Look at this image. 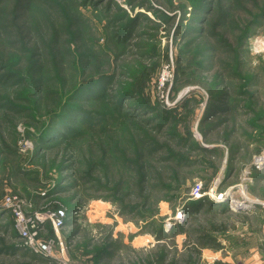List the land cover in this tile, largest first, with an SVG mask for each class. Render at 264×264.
Masks as SVG:
<instances>
[{
    "label": "rangeland",
    "instance_id": "rangeland-1",
    "mask_svg": "<svg viewBox=\"0 0 264 264\" xmlns=\"http://www.w3.org/2000/svg\"><path fill=\"white\" fill-rule=\"evenodd\" d=\"M94 1L36 0L23 19L26 41L13 40V46H9L2 37L0 58L18 70L21 78L12 87H0V98L22 95L17 104L25 111H0V204L4 197L14 195L33 202L37 209H66L70 221L61 231L65 251L63 254L57 248L55 256L71 264H139L158 251H167L169 260L181 264V235L192 227L194 219L199 221L196 227L204 219L216 218L217 222L232 225L248 217L250 209L232 210L228 201L217 202L220 194L233 195V202L245 198L259 204L254 206L261 210L255 227L261 223L263 246L264 19L257 18L264 12V0H232L230 19L220 21L223 25L215 29L209 28L218 37L206 42L205 34L199 38L186 35L190 5L196 0ZM84 3L86 7L81 6ZM76 7L82 15L73 13ZM120 11L133 17L142 14L138 36L131 39L135 42L131 47L117 46L110 40ZM209 29L207 25L206 33ZM247 33H252L249 38ZM53 36L59 39L54 48L56 63H51L49 55ZM218 40L226 43V48L221 49ZM78 45L82 53L96 58L77 60L81 54L77 53ZM211 47L216 51L206 57ZM42 48L48 54L45 61L39 63L37 71H30V53L33 49L41 53ZM111 56L118 59L114 71H110L112 67L107 70ZM74 62L91 75L114 72L119 91L131 89L139 76V80L144 79L141 92L145 100L161 108L171 110L187 98H194L195 102L190 103L195 108L190 144L197 148L175 147V141L166 134L168 124L160 135H155L150 127L142 129L144 126L132 122L137 130L160 144L152 156H148V150L136 153L139 145L130 143L132 126L128 123L120 129V121L112 118L110 107L102 102L88 107L97 115H105L106 121H94V126L70 145L67 154L56 160L55 151L37 158L38 145L33 136H39L46 126L39 120L56 109L59 96H68L70 80L83 77L76 75ZM58 63L62 64L60 71L53 66ZM187 63L191 67L185 76L192 77L185 79L190 80L189 84H183L181 70ZM0 74L8 79L5 73ZM91 75L85 77L89 79ZM101 88L95 89V95ZM114 89L109 90V96H114ZM132 97L133 102L123 105L125 109L128 103H141L139 95L134 93ZM217 102L223 110H216ZM143 116L151 115L144 112ZM82 121H86L83 116L78 127L85 126ZM63 157L71 170L61 173L58 165ZM198 187L202 192L198 199L208 198L219 204L218 210L223 212L225 208L226 212L205 216L207 208L212 207L208 203L190 208L189 202L198 200L194 192ZM11 218L0 221V264L57 261L38 255L45 258L43 263L32 262L33 253L12 230ZM103 249L109 255L100 261L98 255Z\"/></svg>",
    "mask_w": 264,
    "mask_h": 264
},
{
    "label": "trees",
    "instance_id": "trees-1",
    "mask_svg": "<svg viewBox=\"0 0 264 264\" xmlns=\"http://www.w3.org/2000/svg\"><path fill=\"white\" fill-rule=\"evenodd\" d=\"M36 0H0V46L3 45L2 37H5V40L9 44V46H13L10 41H16L17 40H25L26 39L23 37V34L25 31L23 30L24 25H23V19L25 16L28 14L29 8H31ZM95 2L94 0H91ZM113 1V0H112ZM231 1L232 0H196L195 2L191 3V16L189 20V26H187V36H192L195 35L196 37H200L201 35L205 34V42L208 41L209 39L211 40L216 39L218 36L215 34H211L209 28L215 29L218 25H223L220 21L226 23L230 19V11H231ZM111 0H103L102 3H110ZM90 3V2H89ZM81 6L86 7V4H81ZM97 8L100 7V4L96 5ZM106 6H104L105 8ZM79 8V6H78ZM104 8L101 11H103ZM184 10V9H182ZM187 10V9H185ZM66 13V12H64ZM73 13H77L78 15H82V12L77 9H73ZM128 13L122 14V12H118V15L116 14L115 17V22L112 25V30H113V36L110 39L112 43H114L117 46L125 45L128 47H131L133 43L131 42V39L137 38L138 36V28L142 23V20L140 17L142 14L136 15V17L129 16L127 15ZM188 13H184L183 16L181 17L182 22L180 23V27H183V23L186 19V15ZM264 19V12L261 13V15L257 18V20H262ZM149 21V20H148ZM259 21L257 23H259ZM221 24H218V23ZM256 23V25H257ZM77 25V24H75ZM208 25V33H206L205 27ZM79 30V29H78ZM249 33V31H248ZM246 35V38H249L250 35ZM57 36H53L52 40L53 43H51V57H52V62L51 63H56L58 59V55L55 54L54 48L56 49V46L59 43V39L56 38ZM116 38V40H115ZM209 40V41H210ZM222 40V39H221ZM221 40L217 41V45L223 49L226 48L227 44L224 42H221ZM39 45V43L37 44ZM36 47V46H35ZM34 47V48H35ZM218 48V49H220ZM25 47L23 46L22 50H24ZM36 49V48H35ZM35 49L30 53L29 60L31 64V70L30 71H37L38 68L41 66L39 63L42 61H45L46 58V52L44 48H42V52L39 53ZM21 50V51H22ZM77 53H81L79 58L77 60H85V62L88 59H94L96 58L95 56H87L86 53H82V46L78 45L77 46ZM216 50L211 47L210 49L207 50L209 52L206 57L210 56V53L215 52ZM77 53H72V55H76ZM196 54V53H195ZM10 55V53L7 54V56ZM48 55V54H47ZM113 59L109 61V69L110 70L112 67V70H115V63H117L118 59L115 56H111ZM195 57V56H194ZM44 59V60H43ZM7 62L5 59L0 58V73H5L6 76H8V79L4 78L3 75L0 74V87L6 88V86L12 87L11 85L18 83L19 79L21 78V75L19 74L18 70L14 69L12 65L6 64ZM200 64V63H199ZM88 64L86 63V66ZM53 66L58 70V67H61L62 64H53ZM75 66V73L77 76H83L81 80L79 79H72L68 82V87L71 85V91L68 93V96L62 98L59 96L56 101L58 102V105L56 106V109L53 111L48 112L44 116V120H39V122L46 123V126L43 130V132L39 136H33L34 139H36V144L38 145L37 148V153L36 156L37 158L46 156L45 152H56V157L59 158V155H65L69 151L70 145H73L77 140H79L84 131L88 128H92L94 126L93 122L98 120L100 121H106L104 116L102 115H97L96 113H93L89 105H93L92 103H99L101 104L104 102L108 107H110L111 112H112V118L119 120L120 121V129L126 127V125L129 123L130 126L133 128L132 134H129L131 142H134L135 144H138L139 146L137 147V150H135L136 153H140L141 150H148L150 151V154L148 156H152L153 153H156L159 151V146L160 144L157 142V140L152 137L149 139V136L146 133H142L141 130L137 126L132 125V122H136L137 124H140L142 129H145L150 127V129L155 130L156 133L155 135H160L165 128L166 124H168V130L166 134L171 137L172 140H174L175 144L178 146H182V149H188L194 150L197 147H193L192 144H190L191 140L190 137L192 136V127H193V120H191V117L193 118L195 116V108L193 106H190V103H194L195 99L194 98H187L185 101H183L181 104L179 103L177 107L174 109H165L159 107V105H152L150 102L145 100V96L142 95L144 87V79L139 80V76L137 80L133 77V80L135 84L131 86V89L127 90H117L116 88L117 83L114 79L113 73L114 72H108V73H99L98 74H93L91 75L88 73V70H84L82 65L80 63L74 62ZM191 67L190 63H187L184 65L182 68V75L180 76L183 80H181V83H190V80H185L189 79V77L192 76H185L186 71ZM60 71V70H58ZM98 71V69H97ZM91 75L88 79V77ZM36 76V75H35ZM188 81V82H187ZM73 82V83H72ZM176 83L179 82L178 76L175 81ZM64 83V80H63ZM114 85V87H113ZM74 86V87H73ZM101 88L102 91L99 94L95 95V89L96 88ZM114 96H109L108 92L109 90L113 89ZM137 94L140 96V102L141 103H132L129 105L128 103V109L126 110L124 108V104L126 102H133V95ZM13 95H15V92H12ZM1 97V96H0ZM111 97V98H110ZM22 100V95L19 97L16 96V98H0V111L9 113L14 112V113H20L25 111L24 108L21 106H18V102ZM107 100V101H106ZM98 104V105H99ZM8 105H11L8 106ZM55 105V102L54 104ZM214 107L216 110H223L224 108L219 104V102L214 103ZM9 108V109H8ZM95 111V110H93ZM146 112L147 115H151L150 117H145L143 116V113ZM209 114V113H207ZM84 117L86 121H82V123L85 126L78 127L79 123V118ZM117 122V121H116ZM128 124V125H129ZM84 127V128H83ZM181 127V128H180ZM131 128V127H130ZM129 128V131L131 133V129ZM149 129V130H150ZM183 129V132L181 130ZM168 143L171 141L166 140ZM65 148L60 149L62 146ZM167 146V145H166ZM167 149L169 147L167 146ZM42 151V152H41ZM53 152V153H55ZM41 153H44L41 155ZM2 155V151L0 152ZM173 158L179 159V156H176L172 154ZM2 156H0V162ZM64 157L60 161L58 165V170L61 171H69L71 168L63 162ZM170 160V159H169ZM185 160V159H184ZM171 161V160H170ZM186 161V160H185ZM54 163H56L54 161ZM82 163V161H81ZM63 176L61 175L60 179H62ZM72 178V176H71ZM192 202H189L190 208L194 207H203V205L206 203L210 204L212 207H208L207 212L208 214H203L205 216H210L211 212L214 213L215 217L219 213L218 211H221V213H225L226 211L225 208L222 210H218L216 207L219 204H216L209 200L208 198H201L198 200H191ZM188 205V206H189ZM228 207V206H227ZM229 208V207H228ZM227 209V208H226ZM0 210V221H4L5 219H8L11 214L8 211H3ZM186 211H190L187 209ZM228 211V210H227ZM188 214V212H185ZM210 213V214H209ZM70 215V213H68ZM68 215V216H69ZM200 215V216H203ZM8 217V218H7ZM13 219V218H11ZM187 219V218H186ZM186 219L184 221H186ZM70 221V216L69 220L67 221V224ZM183 221V222H184ZM198 221V218L194 219L192 223V227L190 229H187L183 232V234L186 235V240L183 243V257L181 259V264H194L195 260L199 257L201 254V249L202 248H214L217 249L221 245L218 242V236L217 233L224 232L228 229L229 226H231L228 222H217L216 218H211L210 220L204 219L201 221L196 227L194 224L195 222ZM199 222V221H198ZM66 224V225H67ZM49 229V234L54 236V232L51 229L50 226H48ZM12 230L14 233H16L14 229V222L12 225ZM160 240V239H159ZM109 255L108 250L106 251L103 249L99 255L98 259L100 261H103L107 256ZM32 262H42L43 259L38 255H31ZM169 254L167 251H158L155 253H151L149 257L143 261L140 262L139 264H154V263H159V264H178L177 260H169ZM30 264V263H27ZM32 264V263H31ZM216 264H221V263H216Z\"/></svg>",
    "mask_w": 264,
    "mask_h": 264
},
{
    "label": "built area",
    "instance_id": "built-area-1",
    "mask_svg": "<svg viewBox=\"0 0 264 264\" xmlns=\"http://www.w3.org/2000/svg\"><path fill=\"white\" fill-rule=\"evenodd\" d=\"M196 198L202 196L200 187L194 190ZM233 195L227 196L220 194L217 202H229V208L232 210L244 208L254 209L257 203L250 199L235 200ZM0 210L8 211L14 222V229L22 241L24 247L33 254L42 255L48 258H56L55 250L60 248L64 254V244L62 242L61 231L66 227L68 213L64 208H41L37 209L33 202L20 199L18 196L8 195L3 198L0 204ZM249 210V211H250ZM184 215H182L183 217ZM180 220V219H179ZM48 226L54 232V236L49 234ZM52 264H71L69 261L57 259Z\"/></svg>",
    "mask_w": 264,
    "mask_h": 264
},
{
    "label": "crops",
    "instance_id": "crops-1",
    "mask_svg": "<svg viewBox=\"0 0 264 264\" xmlns=\"http://www.w3.org/2000/svg\"><path fill=\"white\" fill-rule=\"evenodd\" d=\"M256 208L246 212L248 217L232 224L226 231L217 233L221 246L217 249L202 248L194 264H216L217 262L221 264H264L261 223L255 227V222H258L261 217V210H259L260 207ZM181 240L182 251L186 240L185 234L181 235Z\"/></svg>",
    "mask_w": 264,
    "mask_h": 264
}]
</instances>
